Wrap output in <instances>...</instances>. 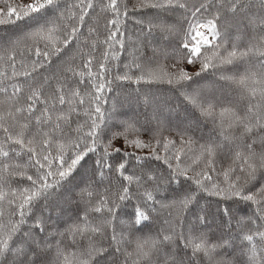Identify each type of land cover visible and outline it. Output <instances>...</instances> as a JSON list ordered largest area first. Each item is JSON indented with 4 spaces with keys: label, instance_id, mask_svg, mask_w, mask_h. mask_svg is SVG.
<instances>
[{
    "label": "snow or ice",
    "instance_id": "snow-or-ice-1",
    "mask_svg": "<svg viewBox=\"0 0 264 264\" xmlns=\"http://www.w3.org/2000/svg\"><path fill=\"white\" fill-rule=\"evenodd\" d=\"M0 5V264H264V0Z\"/></svg>",
    "mask_w": 264,
    "mask_h": 264
},
{
    "label": "trees",
    "instance_id": "trees-1",
    "mask_svg": "<svg viewBox=\"0 0 264 264\" xmlns=\"http://www.w3.org/2000/svg\"><path fill=\"white\" fill-rule=\"evenodd\" d=\"M10 2H12V3H17V2H19V0H10ZM0 6H2V5H0ZM139 111H142V109H138Z\"/></svg>",
    "mask_w": 264,
    "mask_h": 264
}]
</instances>
